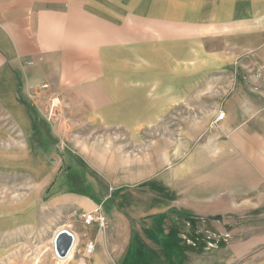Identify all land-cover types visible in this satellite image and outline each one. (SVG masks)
Returning <instances> with one entry per match:
<instances>
[{"label":"rangeland","instance_id":"rangeland-1","mask_svg":"<svg viewBox=\"0 0 264 264\" xmlns=\"http://www.w3.org/2000/svg\"><path fill=\"white\" fill-rule=\"evenodd\" d=\"M165 2L95 4L86 84L0 102L4 236L73 189L105 201V229L85 227L161 223L179 264H264V0H197L179 18L159 15ZM138 89L142 118L127 110Z\"/></svg>","mask_w":264,"mask_h":264},{"label":"crops","instance_id":"crops-1","mask_svg":"<svg viewBox=\"0 0 264 264\" xmlns=\"http://www.w3.org/2000/svg\"><path fill=\"white\" fill-rule=\"evenodd\" d=\"M107 1L113 0H0V102L10 101V110L19 109L23 100L34 97L43 86L80 87L85 82L84 54L95 52L94 5ZM216 1L223 9L225 0ZM196 4L197 0H166L158 12L179 18L182 11L196 9ZM211 11L226 15L219 19L228 20L227 11ZM143 90H134L133 96L139 99L127 103V110L137 109L140 118L145 110L137 100L142 99ZM27 198L20 209L24 205L30 209L32 201ZM42 200L40 207L35 205L32 211L19 212V217L11 216V223L5 227L7 237L4 229L0 230L3 264H179L174 260L178 245L159 237L160 232L163 234L161 223L148 222L136 233L124 224L96 230L83 226L79 216L98 206L103 213L104 199L70 189L53 192ZM129 208L140 213L138 208ZM59 230L73 236L64 258L54 252V236ZM24 231L26 237L21 238ZM5 247H12L11 253L4 254Z\"/></svg>","mask_w":264,"mask_h":264},{"label":"built area","instance_id":"built-area-1","mask_svg":"<svg viewBox=\"0 0 264 264\" xmlns=\"http://www.w3.org/2000/svg\"><path fill=\"white\" fill-rule=\"evenodd\" d=\"M46 87L47 86H43L42 89ZM223 117H224V113H220L216 118V122L218 120H222ZM102 214L103 213L101 207L98 206L92 211L82 213L79 216V220L84 226L95 224L99 229H103V228L105 229V225H106L105 218ZM90 249L91 247L89 248V251Z\"/></svg>","mask_w":264,"mask_h":264},{"label":"water","instance_id":"water-1","mask_svg":"<svg viewBox=\"0 0 264 264\" xmlns=\"http://www.w3.org/2000/svg\"><path fill=\"white\" fill-rule=\"evenodd\" d=\"M55 254L64 258L73 244V236L66 230H59L54 236Z\"/></svg>","mask_w":264,"mask_h":264},{"label":"trees","instance_id":"trees-1","mask_svg":"<svg viewBox=\"0 0 264 264\" xmlns=\"http://www.w3.org/2000/svg\"><path fill=\"white\" fill-rule=\"evenodd\" d=\"M41 129V128H40ZM33 141H34V143H35V145H37V142L33 139ZM72 190V189H71Z\"/></svg>","mask_w":264,"mask_h":264},{"label":"bare ground","instance_id":"bare-ground-1","mask_svg":"<svg viewBox=\"0 0 264 264\" xmlns=\"http://www.w3.org/2000/svg\"><path fill=\"white\" fill-rule=\"evenodd\" d=\"M55 252V251H54ZM56 255V254H55ZM57 256V255H56Z\"/></svg>","mask_w":264,"mask_h":264}]
</instances>
